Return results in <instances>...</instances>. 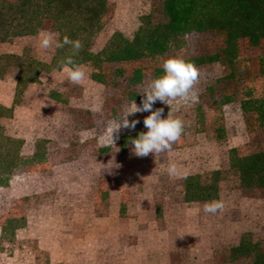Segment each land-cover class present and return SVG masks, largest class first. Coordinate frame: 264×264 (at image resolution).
<instances>
[{
	"label": "rangeland",
	"instance_id": "obj_1",
	"mask_svg": "<svg viewBox=\"0 0 264 264\" xmlns=\"http://www.w3.org/2000/svg\"><path fill=\"white\" fill-rule=\"evenodd\" d=\"M109 2L94 51L114 31L131 37L142 14L163 19L161 0ZM40 33L4 43L1 51L49 61L55 47L42 49ZM219 45L212 34L189 35L162 58L108 66L106 84L92 80L86 65L80 66L86 73L80 84L70 82L66 68L41 74L14 105L13 116L0 118L7 134L24 140V156L38 150L45 158L17 171L0 187V226L11 214L27 218L14 240L0 241V264H228L219 256L224 247L237 244L246 233L264 241V197H251L228 180L220 184L224 209L216 214L205 213V203H187L183 197L186 176L228 168L232 148L248 152L264 145V135L249 129L240 109L249 91L264 98V75L258 66L264 44L241 45L239 62L230 68L221 63L196 66L199 80L189 98L153 105V110L164 109L162 118L169 115L184 122V132L170 151L140 158L132 154L131 143L121 148L123 136L147 131L143 120L150 112L129 116L130 121L139 120L135 129H121L115 146L102 145L109 127L132 101L141 106L139 93L163 75L164 60L187 59ZM117 68L125 75L140 68L142 79L130 85ZM223 77L209 95L206 86ZM14 86L13 77L0 80V104L12 105ZM224 94L231 101L219 109L213 106ZM199 104L207 113L203 128L195 122ZM215 114L222 115L225 126L221 141L213 133ZM173 163L179 171L176 177L167 172Z\"/></svg>",
	"mask_w": 264,
	"mask_h": 264
},
{
	"label": "trees",
	"instance_id": "obj_2",
	"mask_svg": "<svg viewBox=\"0 0 264 264\" xmlns=\"http://www.w3.org/2000/svg\"><path fill=\"white\" fill-rule=\"evenodd\" d=\"M109 11V0H0V80L13 77L15 81L12 105L0 104V118L13 116L14 105L20 102L31 85L39 82L41 74L73 67L61 63L72 53L68 45L55 47L49 61L1 51L2 44L18 37L37 35L42 30L57 34L55 39L58 41H62L64 36L80 40L82 48L73 57L75 65L88 66L91 79L101 84L108 83V66L162 58L179 48L189 35L212 34L220 39V45L213 50L185 59L195 66L221 63L230 68L239 62L241 45L245 43L258 47L264 44V0H161L162 20L154 21L151 13L142 14L131 37L114 31L103 47L94 51L92 44L101 32ZM258 59L263 76L264 57ZM116 71L119 76H126L130 85H136L142 79L140 68H136L131 75H125L123 68ZM223 80L224 77L215 79L206 86L209 95L213 96ZM230 101L231 96L224 94L212 105L219 109ZM240 109L250 123L249 129L264 135V98L249 91L241 98ZM206 120V110L199 104L195 122L203 128ZM213 125L216 140H224L225 126L221 114H215ZM138 134L123 136L121 148L131 143ZM23 145L22 138L7 134L0 125V187L7 186L17 171L45 162L44 152L38 150L24 156ZM225 180L251 197H264V145L248 152L232 148L228 168L186 176L183 182L184 201L208 203L219 200L220 184ZM25 200L23 198L22 201ZM20 202L15 201L14 205ZM160 213L157 211L156 215ZM26 223L24 213L6 216L0 226V241L5 238L14 240L15 232L25 227ZM220 252V260L224 263L264 264V241L254 239L251 233H246L237 244L226 246Z\"/></svg>",
	"mask_w": 264,
	"mask_h": 264
},
{
	"label": "clouds",
	"instance_id": "obj_3",
	"mask_svg": "<svg viewBox=\"0 0 264 264\" xmlns=\"http://www.w3.org/2000/svg\"><path fill=\"white\" fill-rule=\"evenodd\" d=\"M57 34L51 32L40 33V47L42 49H50L53 46L63 48L66 45L71 46V55L65 57L62 64L72 65L66 68L68 79L73 84H80L86 78V73L82 67L75 65L73 57L82 48L80 40H72L68 36H64L62 41L55 39ZM163 75L153 79L144 90L139 93L143 95L141 106H138L133 100L131 105L125 110L118 121H115L108 129V135L102 141V145L111 146L116 143L119 138L118 133L121 129L134 130L139 120H129L128 117L136 113L150 112L143 120L146 132H141L130 142L133 145L132 154L136 157H147L149 154L164 153L170 151L172 146L177 143L183 132L184 122L180 118H162L163 108L153 110V105L159 101L163 104L170 105L171 101L184 100L189 95L199 80V69L194 63L186 61L179 57H170L162 63ZM116 134V135H114ZM170 177L179 175L176 164H170L167 168ZM224 203L220 200H213L204 204V212L216 214L223 211Z\"/></svg>",
	"mask_w": 264,
	"mask_h": 264
},
{
	"label": "crops",
	"instance_id": "obj_4",
	"mask_svg": "<svg viewBox=\"0 0 264 264\" xmlns=\"http://www.w3.org/2000/svg\"><path fill=\"white\" fill-rule=\"evenodd\" d=\"M6 106V105H5Z\"/></svg>",
	"mask_w": 264,
	"mask_h": 264
}]
</instances>
